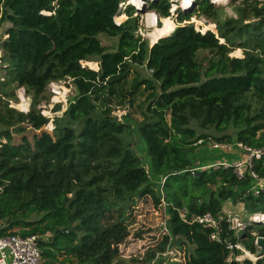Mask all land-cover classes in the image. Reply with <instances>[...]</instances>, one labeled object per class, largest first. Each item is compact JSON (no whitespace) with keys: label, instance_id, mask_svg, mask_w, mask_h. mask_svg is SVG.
I'll return each mask as SVG.
<instances>
[{"label":"trees","instance_id":"1","mask_svg":"<svg viewBox=\"0 0 264 264\" xmlns=\"http://www.w3.org/2000/svg\"><path fill=\"white\" fill-rule=\"evenodd\" d=\"M124 1L0 0V25L9 24L0 40V235L39 236L44 264H151L170 243L183 251L182 264H238L226 262L222 240L237 238L223 204L242 202L248 214L264 213V194L244 195L253 185L248 175L239 180L231 169L205 168L241 159L222 150L191 173L197 142L210 138L191 124L223 133L216 142L264 146V2L241 0L233 18L209 0H192L176 7L173 32L150 47L137 35L138 9L127 8L128 18L115 24ZM172 3L153 0L149 10L168 18ZM196 13L214 29L197 31L189 22ZM100 34L117 37V48L109 51ZM236 50L241 57L231 56ZM133 66L152 72L149 79L135 77L127 91ZM68 79L75 95L49 133L38 105L48 101L50 82ZM141 86L150 94L136 132L149 169L131 148L132 126L114 116ZM18 87L31 98L27 112L9 105L18 102ZM143 197L156 210L163 199L168 233L126 255L127 245L142 239L128 228L129 206ZM206 213L221 218V242L193 221ZM242 241L256 252L252 236ZM57 253L65 260L57 261Z\"/></svg>","mask_w":264,"mask_h":264},{"label":"rangeland","instance_id":"2","mask_svg":"<svg viewBox=\"0 0 264 264\" xmlns=\"http://www.w3.org/2000/svg\"><path fill=\"white\" fill-rule=\"evenodd\" d=\"M128 5L123 8L127 9L129 7L133 8V10L138 9V13L134 14L133 17L137 16L138 18V31L137 35H139L142 39L147 40L149 44H154L156 43L160 37H166L169 34H160V32H163L166 28L167 25L170 23L172 25V31L175 28V21L173 16L174 14H171L170 17L168 18H162L159 16L154 11L149 10V2L153 0H140L141 3L139 2L138 5H136L137 0H126ZM178 1V0H177ZM190 1V0H189ZM260 3H263L264 0H257ZM171 2H176L175 0H171ZM182 0H179V4H181ZM209 2L213 3L216 7H219L222 9L224 16L228 17H233L236 18L235 12H234V7L238 6L241 3V0H238L236 3H231V0H209ZM125 3V1L123 2ZM176 3H172L171 8L175 5ZM190 2L186 5L187 7L189 6ZM185 6V7H186ZM181 7V5L179 6ZM171 8H170V13H171ZM183 8V7H182ZM195 8V5L193 4L192 7L189 9L190 12L193 11ZM123 12L120 16V21L125 20V17L127 18L128 15L124 14ZM155 16L154 18V24H151L148 21V16ZM223 16V17H224ZM197 21H199V25L197 26ZM190 23H193L195 27L199 28L200 30L207 29L213 30V24L211 21L206 20L205 17L201 14L196 13L191 17ZM9 27V24H1L0 25V40L3 39V35L5 30ZM172 33V32H171ZM98 39L100 40L101 44L105 46L109 51H114L117 48V41L118 38L114 37H108L106 35L100 34L98 36ZM231 56L234 57H241V52L240 50L234 51ZM93 63V62H92ZM95 63V62H94ZM97 64V63H96ZM98 65V64H97ZM137 77L138 79H149L150 78V72L144 68V67H137L133 66L132 72L130 73L129 77L127 78V83H126V89L127 91H130L131 88V83L133 79ZM63 92V91H61ZM49 94L48 101H41L38 105V109L44 113L46 117L49 118L48 124L43 128V130L47 132H51L50 129L53 127L52 120L55 117H60L62 112L65 111L68 100L75 95L74 89L70 88L69 92H66L64 95H59L57 98L52 101L50 98V93ZM150 94V91H147L144 89L143 86H141L137 92H135V95L132 98V104H129V102H124L125 105L123 107H116L114 111V116L117 117L118 120L121 121H126L128 122L132 128H133V133L131 134V138L129 139L131 141V148L134 151V153L140 158L142 164L146 169H149L151 166V159L146 153V145L145 142L140 138L137 134V125L142 121V113H145L146 107L148 105V101L146 99L147 95ZM30 102L31 98L29 97ZM128 103V104H127ZM17 106H21L20 102L18 101L17 103H14L12 106L19 110ZM56 105H60V110L57 112H53L54 107ZM44 106V108H42ZM23 108V107H22ZM49 113V114H48ZM167 121L169 120V116H166ZM51 123V124H50ZM196 130L197 134L199 135L201 132H205L210 135V138L207 139L206 142L202 143L201 145L197 144V147H195V152H194V168L201 170L203 163L208 159V157H212L216 152H213L214 149L211 147L210 142L214 141V137H219L222 136L223 133L217 132L213 129L210 130H200L198 127L193 123L191 124ZM16 138V137H15ZM18 139V138H17ZM16 139V140H17ZM225 144H232L233 142H223ZM235 143V142H234ZM195 146V145H193ZM223 151V150H222ZM220 150V152H222ZM235 149H231L229 151H224L222 153H225L224 156L226 155H235L233 154ZM237 152V151H236ZM240 156L242 154H239ZM227 159H223L221 162H226ZM200 163V164H199ZM215 163H220V162H215ZM193 168V169H194ZM209 189H214L213 186H208ZM249 190H245V196L249 195ZM230 204H227L228 207L223 206L222 207V212L227 215V216H234L238 215L242 220H247L248 213L246 212V209L244 207V204L242 202H239L237 204H233L232 202H229ZM130 209L129 212L127 213V225L128 228L131 232L132 235L136 234L137 232L141 231V240L138 242H133L131 245H127V251H125V254H131L135 253L136 250L141 249L145 245L151 243L152 241H155V238H161V233H163V228L162 225H166L167 227V212L165 209L162 207H159L157 210L154 207V204L151 200L150 197H143V198H137L133 201V203L130 204ZM32 219H37L34 214L31 215ZM252 229L255 232H260L264 230V227L262 226H252ZM46 239V237H44ZM155 239V240H152ZM172 239V237H171ZM173 241V240H172ZM242 245L244 246L245 249L246 243L245 241H242ZM169 253L162 257L160 256L159 258V264H182L184 261V253L182 250H180L179 247L173 246V243H170V246L168 247ZM250 254V253H249ZM57 261L62 262L65 260V257L63 256L64 254L57 253ZM248 255V254H247ZM252 255V254H250ZM65 264H68L67 262Z\"/></svg>","mask_w":264,"mask_h":264},{"label":"built area","instance_id":"3","mask_svg":"<svg viewBox=\"0 0 264 264\" xmlns=\"http://www.w3.org/2000/svg\"><path fill=\"white\" fill-rule=\"evenodd\" d=\"M176 3L171 8V14H174L176 7L180 6L179 0H175ZM183 1V0H182ZM190 4L192 0L189 1ZM128 3L125 0V3L121 2L119 11L120 15L122 12L126 10L123 6H127ZM182 8V7H181ZM184 9V8H183ZM125 14V13H124ZM123 14V16H124ZM116 16L114 18V22L116 25H120L123 21H125L127 18L125 17V20L119 21L118 19L122 16ZM197 31H199V28L195 27ZM97 70V69H96ZM150 73L152 71H149ZM1 81H3V78H0ZM70 88L72 89L73 86L71 84V79H68L66 81H57V82H50L47 87V92L50 93V99L54 101L57 96H59V93L63 90L66 92L70 91ZM15 94L19 102H21L22 98H25L29 101L30 106V99L28 96H26L25 90L23 87H18L15 89ZM56 102V101H54ZM14 102L9 101L10 107H13L12 105ZM14 108V107H13ZM44 108V106L42 107ZM29 110V107H28ZM27 110V111H28ZM22 111V112H27ZM40 113L44 115L42 111ZM46 117V116H45ZM48 118V117H47ZM51 124V123H50ZM53 129L51 127L50 131ZM197 144H202V140H199ZM211 147L214 150H223V151H229L231 149H235L239 154L241 155V159L234 160V161H226V162H220V163H213L211 165L206 166L205 168H212V169H231L236 176L237 179H245V176L248 175L250 179L253 181V185L249 188L247 192L254 197L257 198L261 194H264V173L259 174L255 170V162H258L261 169L264 170V146L262 147H249L247 145H243L242 143H232V144H225L223 142H216L213 141L210 142ZM198 169H190L191 173L196 172ZM163 182V180L161 181ZM161 197H163V194H161ZM162 202V208L165 209L166 205L161 199ZM224 214V213H223ZM225 215V214H224ZM180 217H183V212L180 213ZM227 222L229 223V230L233 231L234 236L237 238L236 233L239 230H243L247 233V235H250L253 237L254 246L256 248V252L252 254L254 256L253 259H250L247 254L250 253L247 251L244 246H242L239 241L237 243H232L230 238H224L222 241L225 244L227 250L229 251V255L226 258L227 263H238L242 264L244 261L248 260L251 262V264H255L256 261H258L261 258H264L263 256L259 255V248L256 246L257 238L258 237H264L259 235L257 232H255L253 229H251L252 225H264V213L261 212H255L252 214H248L247 220H242L238 215H234L232 217L227 216ZM219 219H215L211 214L206 213L203 215H199L194 217L193 221L197 222L199 225L206 229H212L213 232L210 235V239L221 242L220 236L218 235V226H219ZM163 233H168V229L166 225H162ZM1 229V224H0ZM46 239L48 236H45ZM40 237L39 236H28V237H21L17 234H7V235H0V264H44L41 250L38 246V241ZM45 239V238H43ZM235 250H238L239 253H234ZM169 253V249L167 248V251L162 254H158L156 259L151 264H159V257L166 256Z\"/></svg>","mask_w":264,"mask_h":264},{"label":"bare ground","instance_id":"4","mask_svg":"<svg viewBox=\"0 0 264 264\" xmlns=\"http://www.w3.org/2000/svg\"><path fill=\"white\" fill-rule=\"evenodd\" d=\"M139 2L141 3V1L140 0H137V2H136V5H138L139 4ZM188 2H189V0H183L182 2H181V7H183V8H185V6L188 4ZM154 18H155V16H148V21L151 23V24H154ZM119 21H120V18L118 19ZM155 20H156V18H155ZM199 25V21H197V26ZM172 25L169 23L168 25H167V28L163 31V32H160V34H171V32H173L172 31ZM210 29V28H209ZM209 29H207V27L205 28V29H202L201 31L202 32H205V31H207V30H209ZM212 30V29H211ZM168 36V35H167ZM160 38H163V37H160ZM90 68H93V69H97L98 68V65L96 64V63H91V65H90ZM66 93V91L65 90H63V92H60L59 93V95H64ZM20 104H21V106H19V108L22 110V111H27L28 110V107H29V101L28 100H26L25 98H22V100H21V102H20ZM17 106V105H16ZM23 107V108H22ZM250 259H253L254 258V256L253 255H250L249 253H248V255H247Z\"/></svg>","mask_w":264,"mask_h":264},{"label":"water","instance_id":"5","mask_svg":"<svg viewBox=\"0 0 264 264\" xmlns=\"http://www.w3.org/2000/svg\"><path fill=\"white\" fill-rule=\"evenodd\" d=\"M152 45L153 44H150V47ZM115 118L117 119V117H115ZM236 236H237V241H241L242 239H245L247 237V233L243 230H239V231H237ZM256 246L260 249L259 255L263 256L264 255V237H258L257 238Z\"/></svg>","mask_w":264,"mask_h":264},{"label":"crops","instance_id":"6","mask_svg":"<svg viewBox=\"0 0 264 264\" xmlns=\"http://www.w3.org/2000/svg\"><path fill=\"white\" fill-rule=\"evenodd\" d=\"M231 152H234L233 154H235V156H238L239 158H241V156L239 155L238 152H236V151H231ZM227 204H230V203L226 202V203L223 204V206L228 207ZM228 208H229V207H228Z\"/></svg>","mask_w":264,"mask_h":264}]
</instances>
